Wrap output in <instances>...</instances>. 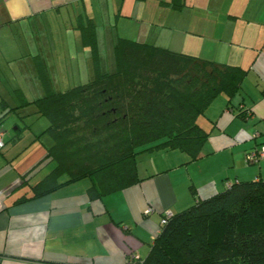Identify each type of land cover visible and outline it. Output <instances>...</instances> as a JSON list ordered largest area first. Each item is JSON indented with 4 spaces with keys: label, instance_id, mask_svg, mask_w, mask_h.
<instances>
[{
    "label": "crops",
    "instance_id": "obj_1",
    "mask_svg": "<svg viewBox=\"0 0 264 264\" xmlns=\"http://www.w3.org/2000/svg\"><path fill=\"white\" fill-rule=\"evenodd\" d=\"M178 3L174 7V0H0V115L9 110L7 117L44 96L48 88L66 90L92 79L98 70H112L108 68L116 65L119 37L246 70L231 109L225 108L227 95L221 93L200 115L210 126L202 158L183 163L187 155L170 149L169 159L163 155L142 170L137 162L144 179L101 199H88L90 182L84 178L15 202L26 190L17 186L20 175L36 165L52 143L21 158L24 147L13 151L15 146L6 145L10 138L15 141L21 126H14L12 137L3 129L0 264H128V259L149 253L162 213L191 205L193 192L206 197L234 181L264 178V159L248 165L245 157L256 142L264 141V0ZM84 27L93 35L90 42L83 37ZM107 49L114 58L104 65L100 58ZM56 76L61 87L54 89ZM9 79L17 86L25 80L33 97L12 99L2 85ZM237 106L250 109L251 117L238 118ZM43 164L32 173L31 184L46 174L32 182L47 166Z\"/></svg>",
    "mask_w": 264,
    "mask_h": 264
},
{
    "label": "trees",
    "instance_id": "obj_2",
    "mask_svg": "<svg viewBox=\"0 0 264 264\" xmlns=\"http://www.w3.org/2000/svg\"><path fill=\"white\" fill-rule=\"evenodd\" d=\"M83 37L92 41L88 27ZM114 55L115 71L98 70L85 83L62 91L48 88L28 102L48 120L37 138L48 133L53 142L20 175L17 186L26 190L15 202L84 178L90 182L89 200L129 188L144 179L137 169L144 151L177 149L187 155L183 163L202 158L210 132L198 117L221 93L231 109L246 74L241 66L124 37L117 39ZM8 113L0 115V127ZM235 115L246 120L251 112L237 106ZM255 144L248 154L264 148V141ZM261 159L246 162L256 165ZM45 161L54 165L31 184L32 173ZM193 197L191 205L162 213L149 253L128 264H264V178L234 181L209 196L193 192Z\"/></svg>",
    "mask_w": 264,
    "mask_h": 264
},
{
    "label": "rangeland",
    "instance_id": "obj_3",
    "mask_svg": "<svg viewBox=\"0 0 264 264\" xmlns=\"http://www.w3.org/2000/svg\"><path fill=\"white\" fill-rule=\"evenodd\" d=\"M197 42H199V41H197ZM112 58H114L113 54L110 55V53H109V55H108V49H107L106 53H104L103 57L100 59L105 60V62H104V65H105L106 62H108L106 60L109 59V64H110V59H112ZM108 69H112V70H110V72L115 71L116 65H114L113 68L109 67ZM7 75H9V74L7 73ZM59 78H60V76H56V79L52 81V84L54 85L53 86L54 89H57V87H61V84L59 83V81H60ZM65 83L68 84L67 80H65ZM2 85L7 89L8 93H10V97L12 99H16V100L18 99L19 100L20 98H23L24 94L26 96H28V98H32L33 97L32 95H34V92L30 89V86L28 85V83L25 80H22L18 86H17L16 82L13 83L10 79H9V84L3 83ZM20 91L22 92V95H21ZM17 111L18 112H11L1 126V129L7 130L9 137H12V135L14 134V126H16V125L21 126V130H19L18 136L15 138V141H14L15 143L12 142V140L10 138V139H8L6 145L9 144L11 146V148L15 146L14 147L15 149L13 151L18 149V147H21V149H22V147H24L23 151H25V152L24 153L21 152L22 154H20L18 156L21 158L26 156V154H29V152L31 154L36 152L35 151L36 148L44 151L45 146L49 143H52V141H53L51 136L48 133H44L40 140H38V139L34 140V138H35V135L42 133L43 129H45V127L48 125L47 118L44 116H37L34 113L35 105L32 103L21 106ZM19 114H20V116H19ZM204 117H205V115L200 116L198 118L200 120V124L202 126H204L205 128L208 127V129H209L210 126L207 123L204 124ZM158 150L159 151L155 150L156 152H153V153H152V151H144L138 155L137 162L140 165L139 166L140 170H142L143 167L150 165L153 161L158 163L157 161L162 160V159H157V158L163 157V155H165L169 159V154H170V152H172L171 150L169 152L168 151L165 152L166 149L165 150L158 149ZM39 155L40 154H38V156ZM171 159L172 158H170V160ZM46 162L47 161H45V164H47V166L44 167L43 170H41L36 175L35 179L34 178L32 179L33 183L35 182L36 179H38V177H41L45 172L47 173L48 169L54 165L53 162L52 163L51 162L46 163Z\"/></svg>",
    "mask_w": 264,
    "mask_h": 264
},
{
    "label": "built area",
    "instance_id": "obj_4",
    "mask_svg": "<svg viewBox=\"0 0 264 264\" xmlns=\"http://www.w3.org/2000/svg\"><path fill=\"white\" fill-rule=\"evenodd\" d=\"M4 146V131L3 129L0 128V150ZM260 158H264V148L261 149L259 153L252 152L250 154H246V159L248 162L255 163L257 162ZM168 213V212H167Z\"/></svg>",
    "mask_w": 264,
    "mask_h": 264
}]
</instances>
